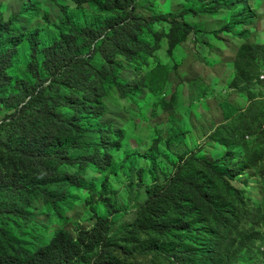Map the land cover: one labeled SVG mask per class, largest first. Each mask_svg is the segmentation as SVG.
<instances>
[{
    "label": "trees",
    "instance_id": "1",
    "mask_svg": "<svg viewBox=\"0 0 264 264\" xmlns=\"http://www.w3.org/2000/svg\"><path fill=\"white\" fill-rule=\"evenodd\" d=\"M142 1L76 0V8H67L62 20L29 30L23 24L6 22L0 6V93L17 98L8 107L18 109L0 124V131L10 126L8 139L0 135V194L6 197L10 213L23 216L34 202L43 200L58 216L71 207V189L99 193L95 179L85 176L89 169L108 177V170L116 165L113 156L122 148L124 131L100 122L97 104L101 100L81 92L85 81L94 78L96 94L101 88L107 94L117 87L119 95H130L131 101H137L140 84L152 95L166 88V67L148 62L151 43L159 46V37L153 23L136 12ZM177 6L180 12L170 15L169 55L192 31H198L193 25L198 16H228L225 31L249 25L254 18L248 0H181ZM24 12L28 20L33 19L40 6ZM146 26L153 36L143 35ZM243 39L235 57V85L242 80L258 83L259 73L253 78L251 71L264 60V44ZM23 43L29 59L27 71L36 84L26 78L14 84L12 71ZM102 53H107L105 62L99 60ZM144 63L149 67L146 78L139 79L136 90L128 89L131 83L119 78V68L128 64L140 72ZM253 102L245 112L261 103ZM170 105L178 107L175 94ZM222 109L226 123L212 135L225 142L230 121L239 111L228 102ZM170 125L168 143L181 142L184 127L174 114ZM141 157L149 161V169L140 167ZM159 157L157 142L144 155L127 153L128 168L137 170L140 181L147 178L149 182L145 183L147 200L138 209L135 223L121 231L122 250L111 246L112 235L95 227L83 230L76 241L70 232L59 229L45 246L39 245L28 255L0 228V264L68 263L80 256V264H156L158 260L234 264L264 256V231L252 222L262 206L249 204L244 192L232 185L239 169L231 166V148L213 161L194 152L176 160L167 157L170 171L162 168L165 163ZM88 236L91 247L85 248ZM228 253L234 258L226 260Z\"/></svg>",
    "mask_w": 264,
    "mask_h": 264
},
{
    "label": "rangeland",
    "instance_id": "2",
    "mask_svg": "<svg viewBox=\"0 0 264 264\" xmlns=\"http://www.w3.org/2000/svg\"><path fill=\"white\" fill-rule=\"evenodd\" d=\"M179 1L143 0L136 9L138 14L153 23L158 32L159 46L152 41L148 62H160L166 67L168 84L163 91L152 95L140 84L137 101H131L130 95L121 97L117 87H112L107 94L102 93V88L98 94L94 93V78L85 81L80 89L81 92H90L94 98H100L101 103L97 107L101 112L102 124L110 125L115 131H124L122 148L113 156L116 165L108 170V177L91 169L85 173L88 178L95 179L99 193L71 189V207L58 216H54L53 206L43 200L34 202L23 216L10 213L6 209V197L0 194V228L28 255L36 252L39 245L45 246L59 229L70 232L76 241L83 230L91 231L95 227L112 235L111 246L122 250L124 238L121 231L135 223L138 209L147 200L145 183L149 182L147 178L140 181L137 170L128 168L125 164L127 153L137 151L144 155L154 142L159 145V160L163 159L165 164L162 168L165 171L172 169L167 157L176 160L178 156L194 152L213 161L225 156L231 148V166L239 169V175L231 183L244 192L249 204L262 206V212L257 213L252 222L264 231V126H259L264 123V101L259 99L264 94L258 83L252 81L242 80L235 85V57L244 41L243 36L248 37L251 43L264 44V0H248L254 13L252 22L229 31L224 30L229 22L228 16H198L193 24L198 31H192L186 42L169 55L167 34L170 30V15L180 12L181 5L177 6ZM77 4L76 0H0L6 22L23 24L25 30L47 26L46 22L49 21L62 20L66 9ZM38 5L39 14L28 20L24 10ZM143 35L147 38L153 36L148 26ZM18 50L20 54L16 57V68L12 71L14 84L23 78L36 84L27 71L29 59L25 54V44ZM106 55L102 53L99 60L105 62ZM262 68L264 60L258 61L252 68L251 76L255 78ZM148 69L146 63L140 72L133 65L124 64L119 68L118 76L131 83L128 89L136 90L139 79L146 78ZM174 94L177 96L176 109L170 105ZM254 98L261 103H257L252 111L245 112L254 103ZM16 99L0 93V124L18 112L17 108L8 107L9 104L15 105ZM224 102L234 105L239 113H245H237L232 118L230 134L227 135V141L222 142L220 137L214 138L212 133L226 123L222 109ZM172 114L184 127V135L181 142L169 144L168 129ZM9 129L8 125L0 131L4 139H8ZM139 165L150 168L149 161L142 157ZM69 170L74 168L70 167ZM110 223L112 225L107 227ZM87 240L85 248L91 247V237L88 236ZM224 257L226 260L234 258L230 253L224 254ZM80 259L83 258L80 256ZM80 259L55 264H80ZM263 261L264 256L260 255L255 259H240L234 264H264ZM156 264L173 263L158 260Z\"/></svg>",
    "mask_w": 264,
    "mask_h": 264
},
{
    "label": "built area",
    "instance_id": "3",
    "mask_svg": "<svg viewBox=\"0 0 264 264\" xmlns=\"http://www.w3.org/2000/svg\"><path fill=\"white\" fill-rule=\"evenodd\" d=\"M258 83H259V89L264 94V68L260 69V73L258 75ZM260 98L264 100V96Z\"/></svg>",
    "mask_w": 264,
    "mask_h": 264
}]
</instances>
